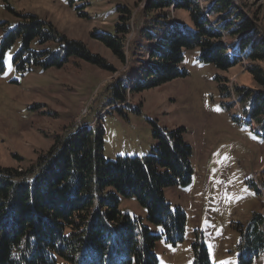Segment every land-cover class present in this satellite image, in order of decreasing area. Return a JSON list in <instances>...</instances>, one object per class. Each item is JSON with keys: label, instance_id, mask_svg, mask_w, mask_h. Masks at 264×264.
I'll list each match as a JSON object with an SVG mask.
<instances>
[{"label": "trees", "instance_id": "16d2710c", "mask_svg": "<svg viewBox=\"0 0 264 264\" xmlns=\"http://www.w3.org/2000/svg\"><path fill=\"white\" fill-rule=\"evenodd\" d=\"M204 1L146 0L142 27L129 9L118 7L114 32H93V38L121 61L125 36L135 25L137 35L149 42L147 64L135 83L123 86L119 79L110 85L113 101L123 103L128 91L139 92L185 76L179 67L184 52L198 48L197 60L220 70L247 61V70L259 88L234 85L230 89L219 76L216 81L222 93L235 97L242 114L264 132V68L258 65L264 60V27L254 13L233 5V0ZM172 6V10L189 12L192 28L172 20ZM20 19L0 41V74L5 70L6 52L17 40L20 48L13 64L20 71L61 68L70 58L111 69L104 57L92 53L80 40L66 38L52 23L30 14ZM232 37H236L232 44L224 42ZM34 39L59 43V50H33ZM128 46L132 56L140 45L134 39ZM112 110L126 116L120 107ZM101 120L54 135L49 155L37 168L0 166V264H56L58 258L64 264H156L153 248L160 236L172 244L183 241L186 215L165 201L163 189L192 180V150L183 139L185 129L163 128L150 120L154 140L150 153L107 160ZM123 196L138 199L147 210L148 221L162 227L161 235L152 234L140 218L121 211ZM239 231L240 251H264L262 213L253 211ZM192 246L193 264H211L202 236ZM238 264H251V259L240 256Z\"/></svg>", "mask_w": 264, "mask_h": 264}, {"label": "rangeland", "instance_id": "374dc122", "mask_svg": "<svg viewBox=\"0 0 264 264\" xmlns=\"http://www.w3.org/2000/svg\"><path fill=\"white\" fill-rule=\"evenodd\" d=\"M145 3L146 0H0V41L17 27L20 15H35L52 23L66 38L83 42L92 53L104 57L112 69L70 58L61 68L20 71L13 64L20 48L17 40L7 50L5 70L0 74V166L37 168L49 155L54 135L93 126L100 117L103 156L107 160L150 153L154 145L150 120L167 129L183 127V139L192 150V180L185 185L167 186L163 191L165 201L185 213L186 232L183 241L175 244L162 236L156 240V264H193L192 244L201 236L211 264H238L240 256L249 257L251 264H264V251L254 254L238 249L239 227L247 224L253 211L264 215V132L242 114L237 99L222 93L218 86L222 83L233 89L234 85H260L247 70L246 60L220 70L211 63L199 62V50L192 48L184 52L179 64L185 76L139 92L128 91L123 103L114 102L110 85L119 79L123 86L135 83L147 64L149 42L137 35L135 25L125 36L121 61L92 34L114 32L118 7L129 9L142 27ZM234 4L246 13H254L264 27V0H233ZM172 20L193 27L185 9L172 10ZM235 38H225L224 42L232 44ZM134 39L140 46L129 56L127 47ZM30 47L55 52L59 43H39L34 39ZM258 65L264 68V60ZM115 107H120L126 116L114 112ZM119 206L132 218H140L152 234L161 235L162 227L148 221L147 210L138 199L123 196ZM56 264L64 261L58 258Z\"/></svg>", "mask_w": 264, "mask_h": 264}]
</instances>
